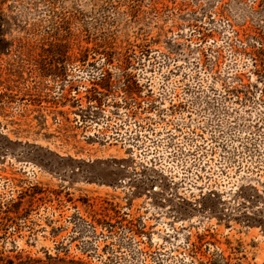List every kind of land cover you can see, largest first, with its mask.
Segmentation results:
<instances>
[{
	"label": "rangeland",
	"instance_id": "rangeland-1",
	"mask_svg": "<svg viewBox=\"0 0 264 264\" xmlns=\"http://www.w3.org/2000/svg\"><path fill=\"white\" fill-rule=\"evenodd\" d=\"M0 264H264V0H0Z\"/></svg>",
	"mask_w": 264,
	"mask_h": 264
}]
</instances>
